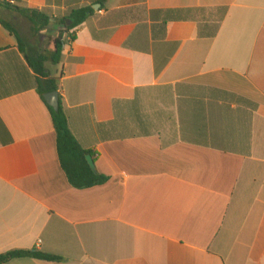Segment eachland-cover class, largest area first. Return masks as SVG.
<instances>
[{"label": "crops", "instance_id": "crops-1", "mask_svg": "<svg viewBox=\"0 0 264 264\" xmlns=\"http://www.w3.org/2000/svg\"><path fill=\"white\" fill-rule=\"evenodd\" d=\"M8 1L20 36L14 8H93L49 72L107 181L68 183L0 23V254L64 259L7 264H264V0Z\"/></svg>", "mask_w": 264, "mask_h": 264}, {"label": "trees", "instance_id": "trees-1", "mask_svg": "<svg viewBox=\"0 0 264 264\" xmlns=\"http://www.w3.org/2000/svg\"><path fill=\"white\" fill-rule=\"evenodd\" d=\"M97 4L99 3L95 5ZM14 10L27 20L33 37H37L40 33L44 32L51 22L50 17L45 12L37 9L14 8ZM93 12L91 6L74 8L64 18L59 20L60 24L64 26V30L60 31L57 37L53 39L50 55L46 54L47 51H40L37 48L28 47L15 27L4 21H0L1 25L9 34L16 39L19 52L23 55L28 68L35 75V91L45 104L55 131L56 150L60 168L64 172L68 183L78 190L101 186L107 181V177L98 174L89 167L86 156L89 155L94 159L93 153L84 150L71 134L60 98L59 108L57 111H54L45 103L43 96L50 92H57L59 89L58 80L50 75L46 64L49 63L52 66L59 64L64 46L68 41L72 42L74 40L73 30L82 25ZM67 20L70 21L69 26L66 25ZM27 258L48 263L64 261L60 257L37 250H13L0 254V264H7L12 260Z\"/></svg>", "mask_w": 264, "mask_h": 264}, {"label": "rangeland", "instance_id": "rangeland-1", "mask_svg": "<svg viewBox=\"0 0 264 264\" xmlns=\"http://www.w3.org/2000/svg\"><path fill=\"white\" fill-rule=\"evenodd\" d=\"M21 23H18L17 29L21 33L22 38L28 47L37 48L40 51H47V55H50L52 49L53 39L57 37L60 31L64 30V26L58 21H51L47 29L40 33L37 37H33L30 31V25L27 20L20 17ZM11 24V21H10ZM48 71L52 73L54 69H58L56 66H52L49 63L46 64Z\"/></svg>", "mask_w": 264, "mask_h": 264}, {"label": "water", "instance_id": "water-1", "mask_svg": "<svg viewBox=\"0 0 264 264\" xmlns=\"http://www.w3.org/2000/svg\"><path fill=\"white\" fill-rule=\"evenodd\" d=\"M96 9V8H94ZM66 25L69 26L70 25V21L67 20L66 21ZM43 99L45 100V103L51 107L54 111H57L59 108V96H58V92L54 91V92H50L47 93L43 96ZM86 161L89 165V167L91 168V170L95 171V166H94V162L91 156H86Z\"/></svg>", "mask_w": 264, "mask_h": 264}, {"label": "built area", "instance_id": "built-area-1", "mask_svg": "<svg viewBox=\"0 0 264 264\" xmlns=\"http://www.w3.org/2000/svg\"><path fill=\"white\" fill-rule=\"evenodd\" d=\"M8 5H10V6H14V5H15V0H9V1H8Z\"/></svg>", "mask_w": 264, "mask_h": 264}]
</instances>
